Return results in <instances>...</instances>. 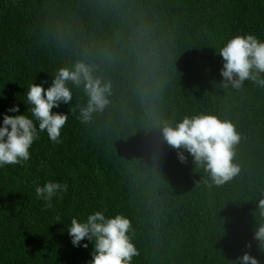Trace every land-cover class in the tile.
Wrapping results in <instances>:
<instances>
[{"label": "trees", "instance_id": "16d2710c", "mask_svg": "<svg viewBox=\"0 0 264 264\" xmlns=\"http://www.w3.org/2000/svg\"><path fill=\"white\" fill-rule=\"evenodd\" d=\"M241 33L264 39V0H0V122L59 68L83 62L111 84L108 105L81 122L87 96L69 82L72 101L53 109L69 113L61 142L42 132L28 161L0 168V264H87L92 245L74 247L65 225L95 211L130 220L132 264H230L245 252L264 264V87H224L216 53ZM201 113L240 134L239 172L221 185L162 134ZM49 180L68 190L46 208L35 188Z\"/></svg>", "mask_w": 264, "mask_h": 264}, {"label": "clouds", "instance_id": "9594fccd", "mask_svg": "<svg viewBox=\"0 0 264 264\" xmlns=\"http://www.w3.org/2000/svg\"><path fill=\"white\" fill-rule=\"evenodd\" d=\"M216 53L223 61L220 74L224 87L231 85L239 89L245 80L264 87V39L254 33L234 34L221 41ZM69 82L76 88L82 86L87 96L86 106L79 111L81 122H87L92 113L102 111L108 105L110 82L94 75V69L83 62H77L71 68H59L47 87V81L29 84L24 92L26 99L22 101L26 110L21 113L19 105H14L6 110L0 122V168L28 161L30 149L42 132L46 131L53 143L61 142V130L69 113L53 109L72 101ZM162 134L167 144L177 150L181 163L187 160L185 153L190 154L194 163L203 166L216 185L224 184L239 172V166L233 163V146L239 142L240 134L229 120L206 113L185 116L175 126H164ZM67 190L66 183L49 180L36 186L35 193L45 202L46 208H51L53 198L62 197ZM256 207L264 215V198L256 202ZM65 227L74 247L92 245L87 264H132L133 257L139 254L130 235L131 222L120 213L107 216L104 211H95L86 218L73 216ZM254 239L264 252V223L255 227ZM82 241L87 242L82 244ZM246 247L250 248L251 244ZM230 264L260 262L245 252Z\"/></svg>", "mask_w": 264, "mask_h": 264}]
</instances>
